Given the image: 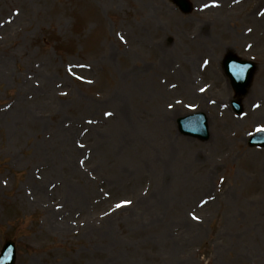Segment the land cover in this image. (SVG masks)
Returning a JSON list of instances; mask_svg holds the SVG:
<instances>
[{
    "label": "rangeland",
    "instance_id": "rangeland-1",
    "mask_svg": "<svg viewBox=\"0 0 264 264\" xmlns=\"http://www.w3.org/2000/svg\"><path fill=\"white\" fill-rule=\"evenodd\" d=\"M187 1L0 0L15 264H264V0Z\"/></svg>",
    "mask_w": 264,
    "mask_h": 264
},
{
    "label": "water",
    "instance_id": "water-1",
    "mask_svg": "<svg viewBox=\"0 0 264 264\" xmlns=\"http://www.w3.org/2000/svg\"><path fill=\"white\" fill-rule=\"evenodd\" d=\"M174 2L179 5L180 9L183 12H189L191 10V5L187 0H174ZM235 59L236 62L231 61V57L225 61V70L235 86H238V88L235 87V90L237 92H242L250 83L253 72V65L244 64V61L237 58ZM203 121L204 120L201 115L193 114L182 119L180 118L178 120V126L180 131L186 135H191L193 137H203L205 136V125ZM255 142L264 145V141L261 140H251L249 143L253 144ZM13 252V242L7 240L0 255V264H13Z\"/></svg>",
    "mask_w": 264,
    "mask_h": 264
},
{
    "label": "snow or ice",
    "instance_id": "snow-or-ice-1",
    "mask_svg": "<svg viewBox=\"0 0 264 264\" xmlns=\"http://www.w3.org/2000/svg\"><path fill=\"white\" fill-rule=\"evenodd\" d=\"M125 203H129L128 201H125ZM117 207H120V205H117Z\"/></svg>",
    "mask_w": 264,
    "mask_h": 264
},
{
    "label": "bare ground",
    "instance_id": "bare-ground-1",
    "mask_svg": "<svg viewBox=\"0 0 264 264\" xmlns=\"http://www.w3.org/2000/svg\"><path fill=\"white\" fill-rule=\"evenodd\" d=\"M192 69H194V68H192Z\"/></svg>",
    "mask_w": 264,
    "mask_h": 264
}]
</instances>
